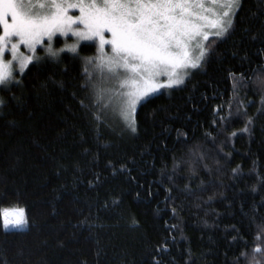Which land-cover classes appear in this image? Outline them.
Wrapping results in <instances>:
<instances>
[{"label":"trees","instance_id":"1","mask_svg":"<svg viewBox=\"0 0 264 264\" xmlns=\"http://www.w3.org/2000/svg\"><path fill=\"white\" fill-rule=\"evenodd\" d=\"M233 19L135 132L85 63L96 43L0 87V264H264V0Z\"/></svg>","mask_w":264,"mask_h":264},{"label":"snow or ice","instance_id":"2","mask_svg":"<svg viewBox=\"0 0 264 264\" xmlns=\"http://www.w3.org/2000/svg\"><path fill=\"white\" fill-rule=\"evenodd\" d=\"M209 0H0V86L11 90L13 61H19L20 72L35 59L39 64L46 58L55 62L65 51L77 53L81 40L99 42L97 67L107 69V75L118 81L119 89L114 97L126 105L129 113L137 104L162 87L179 86L184 83L181 69L200 67L209 49L204 42L209 36L224 37L233 27L234 16L241 6V0H210L212 5L223 4L227 11L210 16L206 7ZM78 10L79 14H70ZM209 29L215 31L210 32ZM60 33L75 36L76 42L65 48L54 49L51 41ZM110 33V37L105 34ZM43 48L45 57L36 55L37 46ZM25 45L32 55L20 54ZM105 45L111 46L110 53ZM10 50L12 60L6 61ZM85 63H93L85 58ZM103 75V73H102ZM167 77V83L157 80ZM123 77V78H121ZM19 83V81H16ZM88 86L99 91L92 83ZM0 100V104H4ZM83 103V102H81ZM251 121H249L250 123ZM129 127L136 131L135 121ZM244 131H248L247 128ZM235 135V133H233ZM4 227L21 228L28 221L24 209L4 210ZM175 227V226H173ZM264 231V227L258 226ZM257 247L254 252H262ZM247 260V253H242ZM154 264H161L154 261ZM248 264H259L252 257Z\"/></svg>","mask_w":264,"mask_h":264},{"label":"rangeland","instance_id":"3","mask_svg":"<svg viewBox=\"0 0 264 264\" xmlns=\"http://www.w3.org/2000/svg\"><path fill=\"white\" fill-rule=\"evenodd\" d=\"M206 7H207L208 9H210V10H214V11H211V12L209 13L210 16H213V17L215 16V13H219V12H223V11H227V10H228V9H226V8L223 7V4H222V3H221V4H217V5H212V4L210 3V0H209L208 3H206ZM70 14L78 15L79 12H78V10H73V12L70 13ZM209 31L212 32V31H215V30H214V29H209ZM0 34H2V28H0ZM105 35H106L107 37H110V33H106ZM210 36H212V35H210ZM210 36H209V37H210ZM56 38H62V39H64L63 44H62L61 47H59V48H55L54 40H55ZM76 39H77V38H76L75 36H73L71 33H69L68 36H64V35H62V34H60V33H57V34L53 37V40L51 41V43H52L53 48L58 50V49H60V48H65V45H66V44L70 45V44L75 43V42H76ZM46 41H47V38H45V42H46ZM84 42H88V43H96V44H97V49H99V42H98V40H92V41H84V40H81V41L79 42V46H78V48H77V51H78L80 45H82ZM47 43H48V42H47ZM47 43H45V45H38V46H37L36 55H38V49H39L40 47H45V46L47 45ZM204 43H205V42H204ZM65 51H67L66 48H65ZM110 51H111V46H110V45H105V52L110 53ZM98 52H99V51H98ZM20 54L23 55V56L32 55V53L29 52V50L27 49V47H26L25 45H21V46H20ZM98 55H99V54H98ZM98 55L95 56L94 59L91 58L92 61H93V63H91V64H92V72H95V73L98 75L100 83L102 82L103 85H104V88H103V91H102V96H104V98L107 100V104H106V105H110L111 107H113V106H114V107H117L118 112H119V114L121 115V117L124 118V119L128 122V124H129V121L134 120L135 117H133V116H135L136 111H137V109H138V107H139V104H141V103L137 104L136 107H135V110H134L133 112H131V113H129V110H128V108L126 107V105H122V104L119 103V99H120V98H118V97H114V96L112 95V93L115 92V91H127V89H123V90L119 89V87H118V81H117L116 79H114V78H112V77H110V76L107 75V69H106V68L101 69V68L97 67V65L99 64V61L96 59V58L98 57ZM38 56H40V55H38ZM5 60H6V61H10V60H12L10 50L5 54ZM33 61H35V59H33ZM33 61H32V62H33ZM201 62H202V61H201ZM28 67H29V64H28L27 68H28ZM27 68H25V70H26ZM191 69H192V68L181 69V70H179V71H180V74H181L182 76H184V79H185V77L189 74V72H190L189 70H191ZM25 70H24V72H25ZM102 73H103V75H102ZM21 74H23V73L20 72L19 61H13V81H16V80L18 79V78H17L18 75H21ZM121 78H123V77H121ZM13 81H12V82H13ZM157 82H158V83H161V84H166V83H167V77H166V76H160V77L158 78ZM174 86H175V85H174ZM174 86H172V87H174ZM0 87H1V86H0ZM170 88H171V87H170ZM167 89H169V87H162V88H159L156 92L150 94L149 97H152V95H154V94H156V93H159V92H162L163 90H167ZM149 97H147L146 99H148ZM146 99H145V100H146ZM145 100H144V101H145ZM141 102H142V101H141ZM6 209H7V208H6ZM6 209H4V210H6ZM4 210H3V211H4ZM7 210H8V209H7ZM12 210H15V209H12ZM10 211H11V210H10ZM25 218H26V217H25ZM26 220H27V219H26ZM28 226H29V222H28L25 226H23V227H21V228H19V229H24V228H27ZM8 228H13V227L10 225Z\"/></svg>","mask_w":264,"mask_h":264}]
</instances>
